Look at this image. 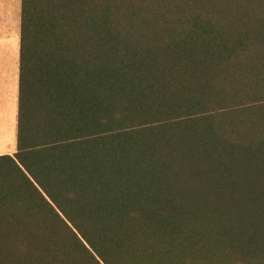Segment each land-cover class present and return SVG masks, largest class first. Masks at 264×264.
Wrapping results in <instances>:
<instances>
[{
    "label": "trees",
    "instance_id": "1",
    "mask_svg": "<svg viewBox=\"0 0 264 264\" xmlns=\"http://www.w3.org/2000/svg\"><path fill=\"white\" fill-rule=\"evenodd\" d=\"M0 264H264V0H19Z\"/></svg>",
    "mask_w": 264,
    "mask_h": 264
},
{
    "label": "rangeland",
    "instance_id": "2",
    "mask_svg": "<svg viewBox=\"0 0 264 264\" xmlns=\"http://www.w3.org/2000/svg\"><path fill=\"white\" fill-rule=\"evenodd\" d=\"M18 32L19 1L0 0V82H9L8 88L17 71ZM3 92L0 91V156H12L16 149L15 104L2 99Z\"/></svg>",
    "mask_w": 264,
    "mask_h": 264
},
{
    "label": "crops",
    "instance_id": "3",
    "mask_svg": "<svg viewBox=\"0 0 264 264\" xmlns=\"http://www.w3.org/2000/svg\"><path fill=\"white\" fill-rule=\"evenodd\" d=\"M12 81H13V84L15 83V85L12 84L13 87L11 85V87L9 86V88H8L9 82L1 81L0 82V91L1 92L2 91H4V92L6 91L5 93L4 92L2 93V99H5L7 102L11 101V103L13 101L14 104H15V113H16V111H17V88H18V61H17L16 75H15V78H13ZM8 89H10L9 92H8Z\"/></svg>",
    "mask_w": 264,
    "mask_h": 264
}]
</instances>
